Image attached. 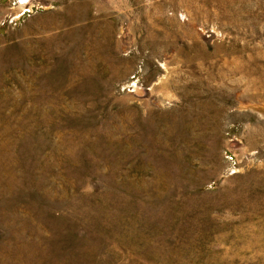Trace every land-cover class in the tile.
Wrapping results in <instances>:
<instances>
[{
	"label": "rangeland",
	"instance_id": "374dc122",
	"mask_svg": "<svg viewBox=\"0 0 264 264\" xmlns=\"http://www.w3.org/2000/svg\"><path fill=\"white\" fill-rule=\"evenodd\" d=\"M0 264H264V0H0Z\"/></svg>",
	"mask_w": 264,
	"mask_h": 264
}]
</instances>
